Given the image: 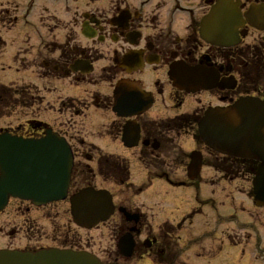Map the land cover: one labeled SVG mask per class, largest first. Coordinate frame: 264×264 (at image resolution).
<instances>
[{
  "label": "flooded vegetation",
  "instance_id": "af4514ba",
  "mask_svg": "<svg viewBox=\"0 0 264 264\" xmlns=\"http://www.w3.org/2000/svg\"><path fill=\"white\" fill-rule=\"evenodd\" d=\"M217 1L82 0V6L74 10L70 2L69 10L68 1L64 0L60 4L65 6L70 17L60 38L57 39L55 34L57 18L50 15L48 20L40 18L34 31L30 28L35 38L29 33L15 39L19 48L14 54L12 51L10 62L5 64L6 72L0 84V119L7 121L0 126V135L35 139L41 138L48 130L63 139L72 155L64 200L67 202L71 195L83 188L106 190L91 186L95 178L114 187L128 180L130 164L119 158L121 156L107 154L110 147L125 153H139L135 162L139 163L147 185L137 191V196L154 179L164 180L172 187L195 185L197 181L187 179L186 168L184 181L168 178L173 168L167 161L173 159L172 153L178 150L173 141H167V135L180 133L177 129L170 130L168 123L189 121V129L194 131L193 122L209 109L234 112L240 99H252L258 106H261L258 102L264 104V25L263 28H254L251 18L244 16L249 7H259L264 0H229L241 13V20L236 30V43L224 48L209 45L199 37L200 20ZM8 4L6 1L1 9V24L21 23L20 33L22 28L28 27L25 24L29 16L23 22L25 1L22 12L17 6ZM32 38L36 40L34 56L27 59L30 52L26 44ZM201 67L211 73L209 89L176 88L169 80L172 72L187 73L192 68ZM3 70L2 67L1 72ZM119 83L121 91L116 93ZM188 107L192 108L190 112L180 113ZM250 108L254 107L251 105ZM154 110L156 114H153ZM171 111L174 114L170 116ZM49 114L52 123L37 121ZM27 116L29 118L25 119ZM22 119L25 122L18 123ZM103 139L109 140L107 145L110 146L98 147L96 142ZM161 139L166 141L161 142ZM113 142L117 143L116 146H112ZM155 143L157 149L153 148ZM170 145L175 149L169 151ZM202 146L211 158L209 161H203L199 150L180 157L189 162L190 155L197 153L201 155L202 165L207 164L227 177L240 173L249 176L260 164L251 157L223 155ZM182 163L177 161L176 167L182 168ZM117 208L115 210L120 215ZM125 209L138 217L131 223L132 227L122 233L132 234L131 257L137 253L143 258L151 251V258L157 239L135 240L147 231L144 219L136 207ZM108 220L99 222L94 228ZM126 223L122 217L114 228L121 232V225ZM54 233L59 235L55 236V241L65 242L49 248L83 251L73 242L67 244L69 238L61 235V231ZM162 243L161 248L155 250L156 254H169L172 249ZM210 246H202L198 252L192 251V255L208 260L219 250ZM246 246L252 250V264H264V245ZM141 247L146 251L139 253ZM35 248L38 247L31 249ZM184 260L185 264L187 260Z\"/></svg>",
  "mask_w": 264,
  "mask_h": 264
},
{
  "label": "rangeland",
  "instance_id": "374dc122",
  "mask_svg": "<svg viewBox=\"0 0 264 264\" xmlns=\"http://www.w3.org/2000/svg\"><path fill=\"white\" fill-rule=\"evenodd\" d=\"M6 1L9 2L10 7L17 6L19 12H22L25 0H21V3L20 0H0V12ZM49 1L39 0L36 2L35 9L31 11L25 24L29 28H22L20 33L18 28L21 27V23H10L8 26L2 25L0 21V84L3 82L2 77L6 72L5 64L10 62L12 51L14 54L19 48L15 39L29 33L34 37L32 33L35 27L37 28L40 18L48 20L50 15L57 18V31L55 32L57 39L65 33L70 13L67 14L65 6L60 4L64 0L56 3ZM66 1L69 3L67 6L69 10L70 2L73 10L75 7L82 6V0ZM23 8L25 9L23 10L24 22H26L27 11L31 7L24 6ZM30 28H33V31ZM35 42L36 40L32 38L26 44L30 52L26 56L27 59H32L34 56ZM2 67L4 70L1 72ZM191 109V107L184 108L180 113L190 112ZM153 114H156L155 110ZM172 114L174 111L169 113L170 116ZM28 118L29 116L25 119ZM25 119L19 120L18 123H24ZM43 119L37 121L50 123V114L45 115ZM6 122V120L0 119V126H4ZM179 132V134L167 135V141H173L178 150L172 154L174 158L167 161V164L173 168L168 178L180 182L185 180V168L188 162L187 158L180 157L182 154L187 157L190 152L199 150L202 151L203 161H209L211 158L197 138L195 129L193 131L183 128ZM164 141L166 139H161V142ZM108 142L110 143L109 140L103 139L96 143L98 147L106 148L110 146V144L107 145ZM116 144L113 142L112 146H116ZM100 152L102 151L100 150ZM106 153L118 155L117 157L121 156L119 158L130 164L128 180L122 185L120 183V186L114 187L108 183L102 184L99 179L95 178L91 186L96 189L108 190L115 208L123 207L133 210L136 207L138 209L136 211H139L144 219L143 224L147 231H144L135 240L143 242L146 239H157L158 244L155 245L151 258V251L148 255H143V258H140V254L137 253L128 259H121L118 256L115 249L116 240L124 231L126 232L129 227H132V224L121 225V232L116 230L114 226H118L120 219L122 220L116 210L106 224L91 229L81 228L72 223L69 204L64 200L36 207L27 202L11 200L0 211V249L36 251L55 247V244L65 242L64 240L63 242L54 240L55 236H59L54 231H61V235H67L69 238L67 244L73 242V245L93 254L103 264H184L185 258L187 260L185 264H252V250L245 245H264V210L256 209L253 206L250 175L246 176L244 173H240L227 177L219 171L215 172L206 164L201 169L196 186L172 187L164 180L154 179L137 196V191L144 188V184L147 185L145 175L139 169V163L135 162L139 153L137 151L125 153L116 147L108 148ZM94 156L96 157V155ZM177 161L183 162L182 168L176 167ZM189 217L191 218L189 219ZM168 241L169 244H167ZM161 242L172 249L171 252L169 250V254L167 252L156 254L155 250L161 248ZM209 245L214 246L213 248L216 250L219 249L215 256L207 260L206 257L197 259V256L195 258L192 255V251L196 253L198 248H202V246L209 248ZM234 245L236 246L234 247ZM34 246L38 248L31 249ZM140 249L139 253L146 251L143 247ZM202 254L204 255V252ZM205 254L210 256L208 253Z\"/></svg>",
  "mask_w": 264,
  "mask_h": 264
},
{
  "label": "water",
  "instance_id": "95a60500",
  "mask_svg": "<svg viewBox=\"0 0 264 264\" xmlns=\"http://www.w3.org/2000/svg\"><path fill=\"white\" fill-rule=\"evenodd\" d=\"M263 13L264 7L250 9L253 25L262 23ZM239 19L238 10L229 0H219L217 6L202 20L201 37L207 43L221 46L234 44L235 26L239 25ZM170 80L176 88L191 86L192 90L209 89L212 76L207 70L195 68L187 73L172 72ZM116 89V93L121 91V83ZM242 102L236 107L240 109L235 108L234 112L207 111L198 122V134L206 146L223 155L251 157L263 162L252 180L253 201L257 207H261L264 206V105L260 103L261 108L251 99ZM129 103L130 101L127 106ZM251 105L253 109L250 108ZM156 147L157 144H154L153 148ZM200 166V155L191 154L187 166L189 180L198 176ZM69 169L70 157L66 146L54 136L47 134L38 141L0 137V208L9 195L31 200L35 205L61 197L68 181ZM71 206L73 215L79 218H74L75 223L85 227L104 220L112 211L106 193H95L92 190L80 192L73 197ZM118 242V248L129 256L132 244L128 236H122ZM0 264L101 263L85 253L48 250L37 253L0 252Z\"/></svg>",
  "mask_w": 264,
  "mask_h": 264
},
{
  "label": "trees",
  "instance_id": "16d2710c",
  "mask_svg": "<svg viewBox=\"0 0 264 264\" xmlns=\"http://www.w3.org/2000/svg\"><path fill=\"white\" fill-rule=\"evenodd\" d=\"M186 121H178V120H175V121H171L168 123V126L170 127V130H173V129H181L183 126H186ZM173 149H175L172 145H170V149L169 151H172ZM173 154V153H172Z\"/></svg>",
  "mask_w": 264,
  "mask_h": 264
}]
</instances>
